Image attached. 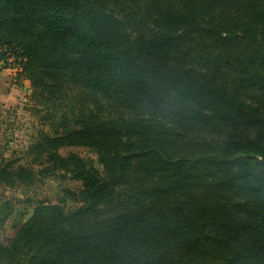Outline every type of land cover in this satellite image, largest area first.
I'll use <instances>...</instances> for the list:
<instances>
[{"label":"trees","instance_id":"1","mask_svg":"<svg viewBox=\"0 0 264 264\" xmlns=\"http://www.w3.org/2000/svg\"><path fill=\"white\" fill-rule=\"evenodd\" d=\"M0 63L42 127L0 185L76 184L0 264H264V0H0Z\"/></svg>","mask_w":264,"mask_h":264},{"label":"rangeland","instance_id":"2","mask_svg":"<svg viewBox=\"0 0 264 264\" xmlns=\"http://www.w3.org/2000/svg\"><path fill=\"white\" fill-rule=\"evenodd\" d=\"M15 70L2 69L0 63V155L18 159L16 162L29 165L26 151L33 142L39 125L38 116H33L29 83L15 78ZM32 114V115H31ZM80 156L96 164V156L86 149L75 150ZM64 153V152H62ZM38 169V167H34ZM76 186L71 180L56 176L38 177L30 187H5L0 185V242L11 233V225L25 221L40 202L57 203L71 208L74 204L62 192L65 187ZM75 189V188H74Z\"/></svg>","mask_w":264,"mask_h":264},{"label":"crops","instance_id":"3","mask_svg":"<svg viewBox=\"0 0 264 264\" xmlns=\"http://www.w3.org/2000/svg\"><path fill=\"white\" fill-rule=\"evenodd\" d=\"M5 99H6V98H4V97L0 94V100H2V101H6L7 99H6V100H5Z\"/></svg>","mask_w":264,"mask_h":264}]
</instances>
